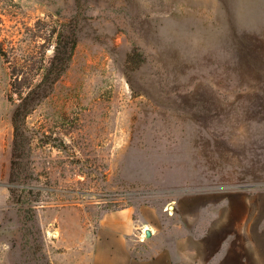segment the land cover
<instances>
[{
	"label": "rangeland",
	"instance_id": "374dc122",
	"mask_svg": "<svg viewBox=\"0 0 264 264\" xmlns=\"http://www.w3.org/2000/svg\"><path fill=\"white\" fill-rule=\"evenodd\" d=\"M76 12L75 0H0V264H122L100 242L124 209L167 228L169 244L182 217L220 225L221 239L225 218L243 219L252 239L264 226V0H88L79 25ZM63 22L80 40L31 97L41 203L26 225L9 193L12 71L49 60ZM130 244L129 264H145L151 251Z\"/></svg>",
	"mask_w": 264,
	"mask_h": 264
},
{
	"label": "crops",
	"instance_id": "0c3cea01",
	"mask_svg": "<svg viewBox=\"0 0 264 264\" xmlns=\"http://www.w3.org/2000/svg\"><path fill=\"white\" fill-rule=\"evenodd\" d=\"M129 211L131 209H124L109 215L107 222L101 223V252L110 259L118 257L117 261L122 260V264L132 262L129 251L132 249L130 243L133 239L137 244L151 251L143 262L145 264H264V226L260 223L254 225L253 237L249 240L244 238L243 219L237 222L225 218L223 239H221V235L214 236L220 225L205 223L203 231H199L195 223L182 217L176 221L177 223H172L169 244L166 240L169 236L167 228L157 224V221L135 220L134 211ZM179 212L178 206L176 213ZM224 214L226 217L229 216L225 210ZM252 217H254L253 211L248 220H252ZM227 223H233V227L235 226L236 230L231 234L225 231ZM147 229L151 230L150 237L145 235ZM218 233H221V229ZM244 240L247 241L245 246ZM252 242H254L252 245H248Z\"/></svg>",
	"mask_w": 264,
	"mask_h": 264
},
{
	"label": "trees",
	"instance_id": "16d2710c",
	"mask_svg": "<svg viewBox=\"0 0 264 264\" xmlns=\"http://www.w3.org/2000/svg\"><path fill=\"white\" fill-rule=\"evenodd\" d=\"M75 2L78 24L80 12L85 10L88 0H75ZM51 33L55 41L53 55L49 60H45L37 68H31L27 71L21 70V72L16 68L12 71L11 92L12 94L21 95L22 101L17 105L12 117L14 142L10 184L14 186L9 187V193L10 198L20 206V210L23 212V221L26 225L33 221L37 205L41 203L38 198H35L34 191L29 188L31 149L35 138L27 121L33 110L31 97L38 89L43 90L44 85H46L44 91L51 90L54 87L68 70L80 40L79 28L76 24L71 25L68 22L61 23L59 28L54 27ZM0 55L8 59L7 52L2 47H0ZM39 75L42 77L41 82L34 85L33 83ZM21 184L24 186H19Z\"/></svg>",
	"mask_w": 264,
	"mask_h": 264
},
{
	"label": "water",
	"instance_id": "95a60500",
	"mask_svg": "<svg viewBox=\"0 0 264 264\" xmlns=\"http://www.w3.org/2000/svg\"><path fill=\"white\" fill-rule=\"evenodd\" d=\"M146 237H150L151 236V230L147 229L145 232Z\"/></svg>",
	"mask_w": 264,
	"mask_h": 264
}]
</instances>
